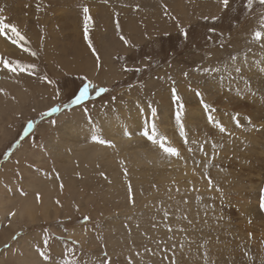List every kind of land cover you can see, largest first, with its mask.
<instances>
[{"label": "rangeland", "instance_id": "1", "mask_svg": "<svg viewBox=\"0 0 264 264\" xmlns=\"http://www.w3.org/2000/svg\"><path fill=\"white\" fill-rule=\"evenodd\" d=\"M84 6L99 62L84 40ZM0 7L4 22L25 37L15 45L0 36V264H171L188 249L199 255L204 249L231 264L224 252L233 249L241 259L245 243L254 256V243L264 239L255 238L256 217L243 216L241 209L244 199L257 204L246 192L250 183L264 188V164L248 159L253 148H243H251V138H261V121L239 114L236 105L224 109L211 97L221 99L223 79L233 82L237 75L226 77V67L264 52L263 41L253 39L256 31L264 37L259 0L251 5L229 0L227 7L220 0H0ZM3 60L25 67L11 71ZM85 84L94 87L89 97L70 105ZM99 88L108 91L97 96ZM173 88L184 105L185 127L189 106L201 109L207 128L203 138L178 136ZM242 104L253 107L249 101ZM165 105L177 130L174 146L168 140L167 146L176 147L179 155L159 149L156 161L135 164L130 154H143L142 143L153 145L144 133L151 134L153 123L159 127ZM53 107L60 111L44 115ZM131 117L139 121L132 135L126 129ZM67 125L77 131L80 144L68 141ZM237 131L248 141H236ZM115 139L129 140L132 147L123 151ZM95 148L101 155L90 152ZM209 178L223 197L208 187ZM249 191L257 194V189ZM193 196L202 201L194 203ZM190 233L195 244L187 249ZM41 251L49 260L40 258ZM198 258L195 263L204 264Z\"/></svg>", "mask_w": 264, "mask_h": 264}, {"label": "bare ground", "instance_id": "2", "mask_svg": "<svg viewBox=\"0 0 264 264\" xmlns=\"http://www.w3.org/2000/svg\"><path fill=\"white\" fill-rule=\"evenodd\" d=\"M55 37H57V36H55ZM263 44H264V41H263ZM0 47H2V43L1 42H0ZM230 65L231 66L226 67V71L224 72V74H225L226 77H231L232 75L237 74L235 77L233 76L234 78H231V80H233V82L229 81V79L227 80V78H224L223 79L224 81L222 82V84L224 83V86H225L224 88L226 89L225 93H223L224 96L221 99H218L220 97H217V96L214 97L212 95L213 97H211V98L215 99L216 101L219 100V103L221 101L220 104L222 105V107L224 109H230L231 107L236 105V106L240 107V110L238 111L239 114L246 113V115H247L249 113V114L252 115L253 122L255 120H260L261 121V122L259 121L260 122L259 126L261 128V130L259 132H260V137L261 138L258 139V140H256L255 137L251 138L250 142H249V144L251 145V148L246 146V148H243V149L250 152V150H252V148H253V152L254 153H252V154L249 153V158L248 159L254 160V163L257 162L258 165H262V164H264V52H262L261 56H255L254 58L251 57V56L250 57L249 56L242 57L237 63L234 62V64L231 63ZM237 66H238V70L236 68ZM93 88L94 87H92L90 91H92ZM227 90H228V92H227ZM184 94H187V93L184 92ZM246 96H249V97H246ZM185 97H187V96H185ZM192 99H193V96L190 99V101H192ZM247 101H249L251 106H253L252 109L251 108L248 109V108H246L245 105L242 104L243 102H247ZM193 102H192V104L194 106L196 101L193 100ZM195 107L196 108L193 109L191 107V105H190L189 109H187V118H186L187 127H185V135L181 136L180 135V130L178 131V136L181 137L182 140L189 139V138H185L187 134H191L193 136H200V137L203 138L204 132L205 133L207 132V128L204 126L205 125V121L203 120L204 115H203V113H201L202 112L201 109L197 108V106H195ZM169 108H170L169 105H165V110L161 111V114L163 115V117L161 119L162 122H160L159 123L160 124L159 127H157V131L164 132L167 135V140H168L169 144L174 146L175 142L177 141V137H176V135L174 133L175 132L177 133V130H174L175 128L173 129V125H170V123H172V121H169V120L172 119L173 114L171 113V110H168ZM122 115H125V114L123 113ZM168 115H170V116L168 117ZM227 116L229 117V115H227ZM244 117H245V115H244ZM244 117H242V120H244ZM136 120L133 119V117H131L128 120V128L124 127V128H126L128 130V133L131 134V135L133 133V130L137 127V122L139 123V121H136ZM163 121H165V122H163ZM168 122H169V124H167V126H166L165 124L168 123ZM230 123H231V120L226 118L225 126L227 128H229L228 126H229ZM242 124H245V123L243 122ZM71 126L72 125H67L66 128H70ZM111 126H113V127L115 126V128H116L115 123H114V125H111ZM77 128H79V127H77ZM115 128H113V129L115 130ZM81 129H83V128H81ZM81 129H80V132L82 133ZM66 131L68 133V130H66ZM202 131H204V132H202ZM69 132L70 133H68V134H71V136L68 137V141L69 142L71 141V143H74V141H76L75 139H77L79 137V135L77 134V131L75 132L74 129L69 130ZM197 132H199V133H197ZM200 132H202L203 134H201ZM231 132H229V133H231ZM238 132L239 131H237V133L235 134V138H234V139H237L236 141H239L240 143H241V141L243 143L248 141L247 138H244L243 135H241ZM86 133H84V135ZM61 137H62V135H61ZM78 140L79 139H77V141ZM84 141H85V139H84ZM84 141H83V145H84ZM115 142H116L117 145L119 144V148L122 149L123 151L125 149H126L125 151H127V149H128L127 145L129 147V149L132 147V146H129V142H130L129 140H125L124 142H122L121 140H116ZM134 142H136V141H133V144H135ZM136 143H138V141ZM141 143L142 142H140V144ZM77 144H80V140H79V142ZM142 145H143V148H146V149L143 150V152H142L143 154H141V152H134L133 154H130V155L134 156V160L133 161H134L135 164H139V163L145 162V161L147 162V161H150V160L156 161V158H159V156H158L159 155V147L151 145V144H149V147H148V146H145L144 143H142ZM257 145H259V146H257ZM254 146H257V147H254ZM82 148H83V146H82ZM96 149L97 148H95V149L90 151V152L94 151L95 157L98 154L101 155L100 154L101 152L100 153L95 152ZM255 149H257L258 151L255 150ZM83 150L85 151V149H83ZM83 150H81V151H83ZM104 153L105 152H103V154ZM91 154H93V153H91ZM130 155H128V156H130ZM88 157H90V156L88 155ZM91 158H92V155H91ZM145 165L148 166L146 163H145ZM148 168H149V166H148ZM259 170H263V168H260ZM258 172L259 173L257 175H255L256 177L260 176V172L261 171H258ZM179 173H181V172H179ZM187 176H189V175H187ZM158 178H160V176ZM199 185L202 187L201 182H199ZM261 185H262V183L258 187L257 184L253 186L250 183L247 192H246V190H245V192L250 194L251 198L254 199L255 200L254 202H257V204H255V203L254 204H250L249 203V205H248L247 204V200L244 199V201H242V204H243L242 208L243 209H241V213H243V216H246V217H253V216L256 217L257 220L255 222L256 224L254 225L255 226L254 230L257 233L255 235V238L258 237V238L264 239V215L262 214V212L264 213V211H261L258 208L259 207V197H260ZM114 186H116V185H114ZM251 188L257 189V194H254L252 192L250 193L249 190H251ZM241 189H243V188H241ZM238 193H240L244 197L246 196V194H244L241 191H238ZM193 201H194V203H200V201H202V198L200 196H193ZM29 204H32V203H29ZM202 204H204V203L202 202ZM199 205H201V204H199ZM25 212H26L27 217L32 218V210H31V208H29V206H27V208H25ZM161 213H164V212L161 211ZM183 228L186 231L187 227L183 226ZM188 238H189L188 242L185 243L186 247H184V248H187V249H188V247L190 245H192V244L194 245L195 244V243L191 242L192 233H190L188 235ZM205 239L207 240V236L205 237ZM93 240H95V239H93ZM91 241H92V239H91ZM254 242H255V240H254ZM248 244L245 243L244 245L241 244V247L239 246L241 249L244 250V253H243L244 255H241L242 256L241 259L237 258L238 256L234 257L235 256L234 254L236 252L234 253L235 250L233 251L232 248H231L232 251H230L229 254L224 252V255L227 256L228 263L233 264V262H235V264H243L245 262V264H264V240L262 241V244H261V242H259L258 245L254 243V246H256V249H255V251H256L255 254L256 255L254 254V256L252 254L254 252H251V248L249 249ZM207 245L208 246L210 245L211 247H213L209 243L205 244V246H207ZM236 246L238 247V245H236ZM182 248H183V246H182ZM184 248H183V250H185V252H186V249H184ZM253 249L254 248H252V251H253ZM190 250L189 249L187 250L186 255L185 254L184 255L183 254L178 255L177 257H175V259L178 260L180 262V264H196L195 262L197 260V256H200V258L204 259V261H203L204 264H222V263H224V262H222L223 259L221 260L220 258L216 257V255H213V254H210V253H206L205 251H203L204 249L200 252V255L196 254V253H190L189 252ZM236 251H239V250L236 249ZM207 252H209V251H207ZM221 255L223 256V254H221ZM184 258H185V260H184ZM200 258H198L199 261H200ZM199 264H200V262H199Z\"/></svg>", "mask_w": 264, "mask_h": 264}, {"label": "snow or ice", "instance_id": "3", "mask_svg": "<svg viewBox=\"0 0 264 264\" xmlns=\"http://www.w3.org/2000/svg\"><path fill=\"white\" fill-rule=\"evenodd\" d=\"M220 2L225 7H227L229 0H220ZM247 2H248V5L252 4V0H247ZM259 4L261 6H264V0H259ZM3 11H4L3 7H0V14H2ZM82 11H83V19H84V40L88 41V47L93 50V55H95L97 57V62H99V56L96 53L95 49L93 48V45H92L91 41L89 40V36H88V25H89V22L91 19L89 16V9H88V7L84 6L82 8ZM4 19L5 18L3 17V15H0V36H4L6 40H11L12 44L20 45L21 42L25 41V37L23 35H21V33L18 30L16 25L5 23ZM261 25H264V20H261ZM8 32H11L12 35L8 36L7 35ZM181 34L186 35L184 33L183 29H181ZM120 38L122 40L124 39L123 36H121ZM253 39L264 41V37H262L261 31L254 32ZM125 43H127V41H125ZM23 50L26 52H30L32 56L36 55V53L32 52L31 49H29V48H24ZM231 59L235 60L236 58L231 57ZM10 65H14V67L10 68ZM3 66L5 68H9L11 71H15L16 69H23L25 67L24 65H22L20 63H17L14 61H9V60H3ZM28 67H34V66L30 65ZM136 70L139 71V69H136ZM185 76H187V73H185ZM41 79L47 80V77H41ZM49 83H51V81H49ZM90 87L91 86L89 84H85L83 87L79 88L78 93L75 94L74 98H72L70 100V105H79V104H81L82 101H84L86 98H88ZM107 91H108L107 88H99L98 90H96V95L99 96L101 93H104ZM57 95H59V93H57ZM196 95L199 97L201 95V93L199 91H197ZM171 98H172V101L176 104V108H177L176 113H175L176 126L180 130V135L184 136L185 135V126H184V123L182 121L184 105L179 102L180 97L177 95L175 88L172 89ZM201 104H202V107L204 108V111L208 112L209 106L207 104H205L203 101H201ZM70 105L66 104L65 108L69 107ZM59 111H60L59 107H53L50 109L49 112L44 113V115H51L52 113L59 112ZM152 111L155 114V109H153ZM208 120L212 121V117L209 116ZM31 128H32V124L29 123L28 127L24 129L25 134H27L31 130ZM257 130H259V129H257ZM219 131L221 133H224L226 131V129L221 126V127H219ZM144 136H146L147 140L150 141L153 145H158L159 149H161L168 156H178L179 155L178 149L176 147L167 146V137L157 131L155 123H153L151 125V134H149L148 132H145ZM92 139L98 143H101V144L108 143L105 140H98L96 136H93ZM201 147L203 148V146H201ZM190 151H191V149H190ZM7 156H8V153H5V158H7ZM208 163H211V161H209ZM207 166H208V164L206 163L204 165V167L207 168ZM101 175H103V173H101ZM208 187L209 188H215V190L217 192L221 193V197H223L222 190L219 187H216L214 185L212 179H210V178L208 179ZM260 192H261V195L259 197V208L261 211H264V188H261ZM37 200H39L38 194H37ZM185 203H187V201H185ZM165 217H167V213H165ZM84 219L87 220L88 217H84ZM184 219L188 220L189 224L193 223V220L189 219L187 216H185ZM249 222H251V221H249ZM249 235H251V234H249ZM39 256L43 261L49 260L48 254L43 252V251H41L39 253ZM101 264H109V262L107 260H103V261H101ZM171 264H180V262L176 259H173ZM225 264H227V262H225ZM233 264H235V262H233Z\"/></svg>", "mask_w": 264, "mask_h": 264}]
</instances>
